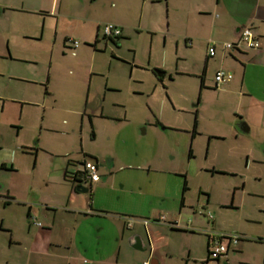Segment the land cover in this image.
Segmentation results:
<instances>
[{
    "label": "rangeland",
    "instance_id": "obj_1",
    "mask_svg": "<svg viewBox=\"0 0 264 264\" xmlns=\"http://www.w3.org/2000/svg\"><path fill=\"white\" fill-rule=\"evenodd\" d=\"M24 1L27 6H38ZM153 1L101 0V5H94L98 7L96 18L137 25L143 13V27L151 21L158 30L163 25L159 18L162 5H153ZM8 17L0 20V89L4 85L5 91L0 95L2 100H22L29 105L21 125L19 109L8 104L3 110L0 104V164L8 166L0 170V220L11 226L25 225L24 206L17 202L39 200L42 206L51 202L62 187L66 156L76 161L96 158L100 175L108 179L107 188H115L97 194L104 212L126 211L155 222L157 211L149 212L159 209L161 215L173 217L184 227L195 226L192 220L199 219L205 223V229L199 230L206 233L176 234L177 240L170 244L177 255L190 249L202 252L207 235L225 233L245 238L243 255L232 254V264H263L264 132L254 127L250 134L237 137L235 127L241 133L243 123L235 107L216 88H200L203 64L196 67L190 61V48L182 45L177 50L173 43L165 45L159 34L135 33L133 39L127 38L129 42L121 40L110 71L108 66L100 68L103 76L109 73L111 88L106 87L104 77L94 78L89 94L86 75L78 76L81 87L72 85L75 75L69 64L75 56L69 52L63 57L59 42L49 84H21L10 81L8 74L19 76L21 69L34 67L3 58L9 59L11 53L20 56L18 47L23 49L22 56L43 49L35 68L44 76L54 30L47 27L44 43L28 42L22 37L33 29L36 19L20 13ZM199 50L197 61L204 58ZM60 67L66 75L58 78ZM159 70L165 73L163 78L155 75ZM215 75L210 69L209 86H214ZM67 110L80 114L68 115ZM7 191L14 195L13 201L1 197ZM183 196L186 204L179 215ZM200 212L212 215L217 229H211ZM7 236H3L6 241ZM17 254L23 263L27 260L5 242V259L15 261Z\"/></svg>",
    "mask_w": 264,
    "mask_h": 264
},
{
    "label": "crops",
    "instance_id": "obj_2",
    "mask_svg": "<svg viewBox=\"0 0 264 264\" xmlns=\"http://www.w3.org/2000/svg\"><path fill=\"white\" fill-rule=\"evenodd\" d=\"M100 1L29 0V2H37L38 6L36 7L27 6L28 1L25 3L24 0L21 2L0 0V20L10 19L8 17L10 13L25 14L36 19L33 29L24 34L23 40L36 44L44 43L47 27L54 30L53 42L49 46L50 51L46 52L49 53V64L46 65L47 74L41 77L35 68L41 63L39 60L45 50L33 51L30 54L32 56H22L23 49L18 47L16 52L20 56H14L11 53L9 59L5 57L3 60L28 64L34 68H28V70L23 67V71H21L22 69L18 71L19 76L8 74L9 80L28 85L33 84L32 82L49 84L52 68L55 65L54 50L60 42V46L63 48V57L69 52L75 56V60L69 64L75 75L72 79L75 83L72 84L73 86L81 87L83 81L81 83L78 80L86 75V80L89 82V94L94 78L104 77L106 87L111 88L109 73L103 76L104 72L100 68L108 66L110 71L114 58H117V51L121 50H116L117 47L122 46L121 40L129 42L127 38L133 39L132 35L135 33H147L151 36L159 34L164 37L165 45L173 43L177 50L182 45L190 48L189 59L195 63L196 67L201 62L202 68L203 64L201 89L214 87L220 92L218 94L227 95V102L235 107L236 113L243 123L241 133L240 129L235 127L237 137L250 134L254 127L264 132V0H155L152 2L153 5H162L159 18L163 25L158 30L152 26L151 21L147 22L145 28L143 27L145 22L143 13L137 25L121 22L114 18L106 22L97 19V6L102 4ZM144 1L147 3V0ZM17 2L18 4H16ZM158 15L159 13L156 17ZM106 23L115 24L122 31L121 37L114 42L102 37V26ZM245 26H250L253 29L260 39L261 48L258 50L241 49L231 54L225 52L223 44L237 43L239 32ZM70 34L75 36H70ZM75 41L79 42L77 47L74 46ZM211 46H216L217 51L213 58L208 55V49ZM199 49L204 52L202 61L196 60ZM106 54L112 55L111 58ZM131 65L132 67L135 65V59ZM57 69L61 72L58 73L59 75L57 74L58 78H61V75H66L62 72L61 67ZM210 69L214 70L215 74L220 70L230 72L232 79L219 86L214 80V86H209L207 77ZM71 73L72 71H69V75ZM164 75L163 72L162 77L156 76L163 78ZM0 76L3 75L0 74ZM3 88L4 85L0 89L1 94L5 92ZM112 89L115 88L112 87ZM0 104L3 110L7 108L8 104H13L12 108L15 106L16 109H19L18 123L22 125L21 120L25 118L24 108L29 104L22 100H2L1 95ZM65 113L68 115L80 114L74 110H67ZM41 140L38 141L40 149L42 148ZM72 156L74 157V153ZM66 157L63 164V177L60 181L62 187L60 193L51 198V202L43 204V206L38 202L39 200H31L28 203L17 202L24 206L25 225L20 223L11 226L4 220H0V233H2L0 234V264H5V262L7 264H143L146 261L151 264H232L230 262L232 254L237 253L236 257L243 255L245 238H242L234 246L230 245L229 250L223 256L217 259L210 258L209 244L211 241H222L221 236L227 235L215 232L207 235L202 252H194L190 249L185 255L181 253L177 255L175 246L170 244L173 239L177 240L175 239L176 234H183L181 235L183 237L184 235L206 233V230H199L205 229L203 228L205 223L199 219H193L191 225L195 226L186 225L187 227H184L173 217L161 215L159 209H150L149 212L152 215L153 211H157L159 218L155 221L158 222H149L146 220L147 218L143 220L140 216H135V218L126 211L104 212L106 208L101 200H96L97 194L101 190L112 191L115 188L114 185L113 189L107 188L108 179L105 180V177L100 175V162L97 163L100 181L85 182L88 192L79 193L75 189L76 185L70 179L65 178V171L74 173L80 168L79 164L86 161H76L69 156ZM74 163H78V165ZM9 169L14 170V166ZM0 170H8L7 164L4 162L0 164ZM2 189L0 186V190ZM88 193L90 195H85ZM1 197L6 201L15 199L12 198L14 195L10 191H7L6 196ZM32 201H34L33 204ZM185 204L186 199L183 196L179 215L183 213ZM199 214L204 215L202 212ZM129 216L130 219H127L126 217ZM161 217H165L164 222L160 221ZM203 217L207 219V225L211 229H217V223H214L213 218H209V214ZM4 234L8 235L7 241L10 249L16 248L21 254L27 256L24 263L20 258L22 255L19 254L15 261L11 258L5 259L4 244L7 241L3 237ZM223 243L229 245L230 242L224 239Z\"/></svg>",
    "mask_w": 264,
    "mask_h": 264
},
{
    "label": "built area",
    "instance_id": "obj_3",
    "mask_svg": "<svg viewBox=\"0 0 264 264\" xmlns=\"http://www.w3.org/2000/svg\"><path fill=\"white\" fill-rule=\"evenodd\" d=\"M102 34L105 38H117L120 37L122 34V31L120 27H118L115 24L112 23H106L102 26ZM79 45V42L75 41L74 46L77 47ZM261 48V42L258 36L253 32V29L250 26H245L241 28L239 32V41L235 44L232 43H224L223 49L227 53H233L240 51L241 49H248V50H258ZM216 46H211L208 49V55L213 58L216 56ZM232 79V74L230 72L220 70L215 75V82L216 85L219 86L220 84H223L225 82H228ZM83 167V173L80 172L79 179L85 180L86 183H96L100 181V175L98 173V167L95 163L86 161L82 164ZM82 176V177H81ZM209 218L212 219L213 217L209 215ZM160 221L164 222L165 217H161ZM158 222V221H155ZM40 226V224H38ZM221 240H214L210 243V258L217 259L220 256H223L227 253L229 250V246L236 245L242 237L232 236V235H222ZM226 239L230 243L229 245L224 244L223 240ZM143 264H151L149 261L144 262Z\"/></svg>",
    "mask_w": 264,
    "mask_h": 264
},
{
    "label": "trees",
    "instance_id": "obj_4",
    "mask_svg": "<svg viewBox=\"0 0 264 264\" xmlns=\"http://www.w3.org/2000/svg\"><path fill=\"white\" fill-rule=\"evenodd\" d=\"M102 37H104L103 36V34H102ZM121 37V36H120ZM120 37H117V38H108V39H118V38H120ZM156 72V71H155ZM158 72H160V73H163L162 71H158ZM91 161L92 162H94L96 165H97V163H98V160L96 159V158H93V159H91ZM83 164V163H82ZM82 164H79V166H81ZM79 174H80V172L77 170V171H75L74 173H69L67 170L65 171V178L66 179H70V181L72 182V183H74L76 186H75V189L79 186V184H80V182H81V180L79 179V177H77V176H79ZM187 188H186V183H185V190H186ZM240 240H242V239H240ZM239 240V241H240ZM238 241V242H239ZM209 248H210V244H209ZM209 257H210V251H209Z\"/></svg>",
    "mask_w": 264,
    "mask_h": 264
},
{
    "label": "water",
    "instance_id": "obj_5",
    "mask_svg": "<svg viewBox=\"0 0 264 264\" xmlns=\"http://www.w3.org/2000/svg\"><path fill=\"white\" fill-rule=\"evenodd\" d=\"M156 75L158 77H162L163 73H160L158 71H156ZM80 167H83L82 165ZM76 191L79 193H87L88 192V188H86V184L84 182H80L79 186L76 188Z\"/></svg>",
    "mask_w": 264,
    "mask_h": 264
},
{
    "label": "flooded vegetation",
    "instance_id": "obj_6",
    "mask_svg": "<svg viewBox=\"0 0 264 264\" xmlns=\"http://www.w3.org/2000/svg\"><path fill=\"white\" fill-rule=\"evenodd\" d=\"M103 39L110 40V41H113V42L116 40V39H108V38H105V37H103ZM78 171L81 172V173H83V168L80 167V168L78 169ZM81 177H82V176H81ZM80 179H81V178H80ZM81 182H84V183H85L86 181H85V180H84V181L81 180Z\"/></svg>",
    "mask_w": 264,
    "mask_h": 264
}]
</instances>
